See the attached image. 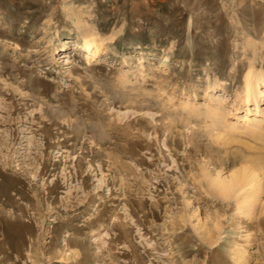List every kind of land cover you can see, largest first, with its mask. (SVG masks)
<instances>
[{"label": "rangeland", "instance_id": "1", "mask_svg": "<svg viewBox=\"0 0 264 264\" xmlns=\"http://www.w3.org/2000/svg\"><path fill=\"white\" fill-rule=\"evenodd\" d=\"M259 79L264 0H0V264H264Z\"/></svg>", "mask_w": 264, "mask_h": 264}, {"label": "bare ground", "instance_id": "2", "mask_svg": "<svg viewBox=\"0 0 264 264\" xmlns=\"http://www.w3.org/2000/svg\"><path fill=\"white\" fill-rule=\"evenodd\" d=\"M66 41H67L66 43L71 42L70 40H66ZM76 45L80 50H82L84 52L87 60L96 59L99 55L100 48H101V44L98 41L93 40V39H89V38H83L81 41L77 42ZM62 50H64V49H62ZM259 80H261V79H259ZM261 83L264 84V82L262 80H261ZM257 85H258L257 81L251 82L249 79H247L246 85L244 88V100L246 102L253 101L256 108H258L256 91H259V88ZM209 98H210L209 101H211L212 96H210ZM213 109H215V111H216L215 114H218V116H219L220 108L216 107ZM217 112H219V113H217ZM249 112H250V110L248 108H246L245 109V115L242 118L243 119V125L247 126V127H253L255 129L260 128L261 124L264 123V112H262V119H259V114L257 112H255L253 118H249L248 117ZM215 117H217V116H215ZM253 159H254V162H256V163L259 162L257 160V157L253 158ZM250 161H253V160H250ZM261 162H262V159H261ZM251 166L254 167V163ZM255 167H258V166L255 165ZM260 167H262V166H260ZM246 169L248 170L249 168H246ZM250 169H251V167H250ZM253 171L250 170V172H247L246 170H243V171L236 172L235 174H233L231 176V178H228L227 180H221L220 175H217L216 177L208 175L207 176V178L209 180L208 183H210L212 185V187L216 190V192L221 197L225 198V197H228L229 194L232 193V191L235 188H236V190H237V188L238 189L244 188L251 181L250 179L252 178V176H250L249 173H251ZM249 185H250V183H249ZM250 191H251V189H250ZM252 191H254V190H252ZM255 192H257V191L255 190ZM256 196H258V194L257 195L251 194L250 197L247 199V201L245 200L246 202L244 203L243 207L251 210V209H254L255 206H258L260 203L258 205H256L258 203L257 200L255 199ZM257 199H258V197H257ZM261 212L264 215V209Z\"/></svg>", "mask_w": 264, "mask_h": 264}]
</instances>
